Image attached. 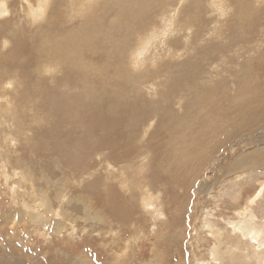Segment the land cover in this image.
I'll list each match as a JSON object with an SVG mask.
<instances>
[{"label":"rangeland","instance_id":"rangeland-1","mask_svg":"<svg viewBox=\"0 0 264 264\" xmlns=\"http://www.w3.org/2000/svg\"><path fill=\"white\" fill-rule=\"evenodd\" d=\"M0 264H264V0H0Z\"/></svg>","mask_w":264,"mask_h":264},{"label":"bare ground","instance_id":"bare-ground-1","mask_svg":"<svg viewBox=\"0 0 264 264\" xmlns=\"http://www.w3.org/2000/svg\"><path fill=\"white\" fill-rule=\"evenodd\" d=\"M3 3V2H2ZM56 46V45H55Z\"/></svg>","mask_w":264,"mask_h":264}]
</instances>
